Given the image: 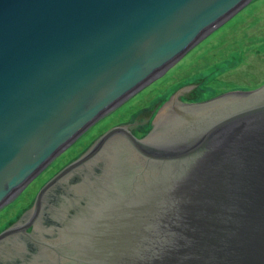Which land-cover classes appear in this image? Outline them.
I'll return each instance as SVG.
<instances>
[{"label": "water", "instance_id": "obj_1", "mask_svg": "<svg viewBox=\"0 0 264 264\" xmlns=\"http://www.w3.org/2000/svg\"><path fill=\"white\" fill-rule=\"evenodd\" d=\"M249 1L0 0V209ZM212 89L101 135L3 230L0 264H264V84ZM34 220L51 253L7 244Z\"/></svg>", "mask_w": 264, "mask_h": 264}, {"label": "rangeland", "instance_id": "obj_2", "mask_svg": "<svg viewBox=\"0 0 264 264\" xmlns=\"http://www.w3.org/2000/svg\"><path fill=\"white\" fill-rule=\"evenodd\" d=\"M235 51L243 54L241 60L224 68ZM202 80L204 87L213 89L197 94L198 100L264 84V0L249 1L247 7L211 31L155 82L98 120L91 132L84 133L78 142L56 157L8 206L0 209V220L12 215L0 224V235L18 223L26 210H35L42 188L111 127L136 122L135 130L148 134L158 111L168 102V96ZM123 109L128 117L115 119Z\"/></svg>", "mask_w": 264, "mask_h": 264}, {"label": "flooded vegetation", "instance_id": "obj_3", "mask_svg": "<svg viewBox=\"0 0 264 264\" xmlns=\"http://www.w3.org/2000/svg\"><path fill=\"white\" fill-rule=\"evenodd\" d=\"M94 160H95V159H90V160L87 161L86 163H84V164H82L81 166H79L78 168H76V170H74L73 172H71V174H75V175H77L78 177H81V179H84V177H85V172H86L87 177H88L89 174H93V173H95V171H94L93 169H90V168H89L90 165H94V164H93V163H94ZM83 175H84V176H83ZM65 180H66V177H65V178H62V179H61L57 184H55L51 189L60 186V184H61L63 181H65ZM84 181H86V179H84ZM61 186H65V187H66V184H63V185L61 184ZM51 189H50V190H51ZM50 190H49V191H50ZM49 191H48V192H49ZM61 193H63V192H61ZM82 194H83V193H82ZM89 194H91V193H89ZM59 195H60V194H59ZM79 195H81V194H79ZM91 196L94 197V195H91ZM60 197H61V195L59 196V198H60ZM93 197H92V198H93ZM47 204H48V203L46 202V199L44 198V199H43V202H42V206L44 207V209H45V206H46ZM46 207H47V206H46ZM53 215H54V211H53V214H50V216H49V217L52 218L51 220H54ZM34 224H35V225L32 226V233H29V235H27L26 232H24V231H23V232L20 231V232L17 234V236L14 238V242H13V241H8L7 244L11 245L12 247H14V244H15V247H14V248L17 249V248H19V243H20V242H21V243H22V242H25L26 244H23L22 248H23V247H26V248H27V247L31 246L32 241H35V242L38 243V244H42L43 247H45V248H49V249H50L49 253H51L52 250L55 249V247H53L49 241H46V239H49L48 236H47L46 239L43 240L41 243H39V242L37 241L38 236L41 237L42 235H49V234H50V229H49V228H46V229H39V228L37 227V224L35 223V220H34ZM47 226H48V225H47ZM41 228H43V227H41ZM42 232H43V233H42ZM21 238H23V239L20 240ZM24 239H25V240H24ZM45 241H46V242H45ZM3 242H5V241H0V243H3ZM16 251L19 252V249L16 250ZM34 254H36V253H34ZM62 254H63V253H61V256H62ZM50 260H51V259H50ZM53 262H55V261H53ZM38 264H41V262L39 261ZM50 264H52V262H51ZM54 264H60V261H57V262L54 263Z\"/></svg>", "mask_w": 264, "mask_h": 264}, {"label": "bare ground", "instance_id": "obj_4", "mask_svg": "<svg viewBox=\"0 0 264 264\" xmlns=\"http://www.w3.org/2000/svg\"><path fill=\"white\" fill-rule=\"evenodd\" d=\"M229 55H230V54H229ZM242 55H243V54H242L241 52H239V51H235V52H233L230 61L224 66V68H227V67H230V66H232V65H234V64L239 63V60H241ZM161 91H162V90H161ZM125 113H126V110L123 109V110L120 111V113H117V114H116L117 116H115L114 118H115V119H118V118H119V119H123V118L128 117V116L125 115ZM128 115H129V114H128ZM115 119H114V120H115ZM111 121H113V120H111ZM111 121H109V122H111ZM109 124H110V123H109ZM73 162H74V161H73ZM11 216H12V215H11ZM11 216L7 215V217L1 219V220H0V224L3 223L4 221H6L7 219H9Z\"/></svg>", "mask_w": 264, "mask_h": 264}]
</instances>
